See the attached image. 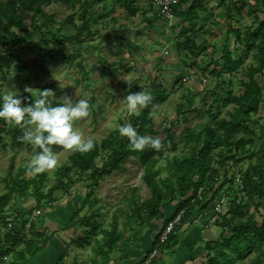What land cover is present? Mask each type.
Masks as SVG:
<instances>
[{
    "label": "rangeland",
    "instance_id": "rangeland-1",
    "mask_svg": "<svg viewBox=\"0 0 264 264\" xmlns=\"http://www.w3.org/2000/svg\"><path fill=\"white\" fill-rule=\"evenodd\" d=\"M192 1L183 0L179 8H174V14L182 19L179 18L177 22L175 17L171 21L160 19L164 24L160 22L157 25L154 23L155 20L158 21L154 14L155 7L149 5L153 13L148 12L149 0H127L126 3L123 0H108L106 4L99 3L93 9L104 10L105 16L81 33H77L70 24L63 25L69 15H74L77 28L82 27L80 3L75 7L65 0H51L45 4L44 11L55 15L56 23L49 30L41 29L39 22L33 19L32 12L25 8L21 11L32 35L23 46L18 44L6 48L0 45V56L9 49V54L16 58L10 60L9 65L0 63V90L15 87L22 95L31 96V93L26 91L29 88L33 93L39 92L40 89H51L55 92L53 100L56 102H62L64 96H69L74 101L88 99L89 115L78 120L75 128L101 142L134 115L127 112L124 102V97L129 92H139L142 86L151 91L153 85H159L170 95L154 109L156 115H152V119L158 131L155 136L164 140L170 131L175 133V139L179 141L185 128L200 132L202 125L208 120L209 111L219 112L227 118L230 117L229 112H234L235 105L222 106V99L227 96L229 90H242L240 80L246 78L249 64H257V49L253 48L247 52L246 41L236 40L232 30L240 29L246 36L248 28L256 30L259 27L262 15L261 5L255 0H203L199 8L188 15L186 10ZM237 8H242V11L239 12ZM133 9H137L135 15L132 13ZM35 28L38 31L34 32ZM152 32L155 33L156 39L151 37ZM226 52L231 53L235 59L244 58L243 65L233 73L220 72L221 69L217 65V62H223L222 55ZM30 60H39L42 67H31L28 72L30 81L26 83L16 69V61ZM256 78L261 87L262 100L256 111L239 118L245 134L240 133L235 139V142L239 143L237 148L233 149L228 163L229 177H235L237 173L243 175L250 166L258 164L260 160L264 163V71ZM32 99L34 100V97ZM249 132L251 134H248ZM12 134H23V129L8 122L3 133L6 145L0 144V194L5 192L4 178L8 177L9 173L14 175L19 168L25 167L28 168L23 172L25 177L36 174L29 169V163L38 151L37 148L26 142L20 146L12 144ZM53 148L60 158L61 165L68 163L69 155L75 150L60 145H54ZM187 151L188 148L180 141L175 151L164 147V154L159 156L157 163V166L163 167L159 177L167 176L166 156L183 155ZM106 157L107 153L103 152L97 158L98 164L101 165ZM56 171L57 169L45 171L46 196L40 204L36 205V200L32 197L24 199L18 195L9 204L15 214L11 222L17 230L39 211L33 220L35 232H45L48 229V233H51L54 226L48 225L51 221H47V217H60L63 220L62 225L58 224L55 228L66 232L68 227L72 226L74 236L82 238L87 228L80 226L79 221L91 211L90 202L95 198H98L99 202L93 205V208H102L99 220L107 227L112 220V214L127 206L132 191L137 190L138 197L142 199L150 195L144 178L145 167L138 157L132 156L124 163L122 169L102 177L95 186L90 185L92 181L88 173L73 170L67 179L72 178L74 182L68 183L66 188L59 187ZM232 185L234 186V183ZM224 187L221 190L222 195ZM90 191L91 196L87 199ZM184 198L166 204L162 211L170 214L174 205L180 204ZM246 200L249 198H245L243 202ZM213 201L193 216H206L208 210L216 203L213 204ZM246 212L262 223L264 199L256 198L251 201L246 207ZM69 215L75 216V220L69 221ZM229 218L231 217L228 216L227 220ZM155 221L159 220L145 217L144 226L136 227L134 224L137 238L131 239L128 249L113 252L111 258L116 262L128 259L130 248L142 242L146 236V226L148 235L153 231L154 235L159 232ZM217 226L219 235L225 232L224 227ZM129 233L130 231L126 235ZM72 242V250L79 259L88 261L92 254L90 247H79L75 241ZM214 242L216 241H208L205 246V264H209L210 255L213 254L207 248L213 246ZM75 253L71 251V258L68 260L71 261ZM257 256L256 252H252L243 261L252 264Z\"/></svg>",
    "mask_w": 264,
    "mask_h": 264
},
{
    "label": "trees",
    "instance_id": "trees-1",
    "mask_svg": "<svg viewBox=\"0 0 264 264\" xmlns=\"http://www.w3.org/2000/svg\"><path fill=\"white\" fill-rule=\"evenodd\" d=\"M50 1L0 0V45L6 48L18 44L26 45L32 34L24 13L21 11L25 8L32 12L33 19L39 22L41 29L53 28L56 23L55 15L43 9V6ZM107 1L65 0L72 7L80 3V20L83 24L82 27L77 28L74 15H69L63 25L70 24L74 26L77 33H81L82 30L89 28L92 24H97L105 16L104 10L93 11V9L97 4H106ZM123 1L127 2V0ZM255 1L261 5L260 14L262 17L259 27L256 30L248 28L246 36L242 34L240 29L232 30L236 40L246 41L247 52L253 48L257 49L255 54L257 64H249L246 69V78L240 80L242 90L240 92L229 90L227 96L222 99V106L235 105L234 112H229L230 117L227 118L221 116L219 112L209 111L208 120L202 125L200 132L185 128L180 134L179 141L184 143L188 151L183 155L165 157L166 177H159L163 167L157 166V163L159 156L164 154V147L174 151L178 149L179 141L175 139V133L170 131L166 138L161 140L162 147L159 150L146 148L140 152L130 150L128 138L121 137L118 130H115L101 142H97L96 147L90 152L80 153L74 150L69 155L68 163L57 168L59 187L66 188L68 183L74 182L72 178L67 179L73 170L79 173H88L89 179L92 181L90 185L95 186L102 177L122 169L124 163L134 156L138 157L145 167L144 178L147 187L150 189V195L145 199L138 197L137 190L132 191L127 200V206L122 208L120 212L115 211L112 214V220L107 227L99 220L102 208H93L99 199L92 200L89 207L92 208L91 211L82 216L79 221V225L86 227L87 232L84 237L77 236L75 239L79 247L89 246L92 254L88 257V261L79 262V258L76 257L73 264H110L111 254L114 251L128 249L131 239L137 236V232L133 229L134 224L136 227H140L144 224L145 217L150 220L154 218L157 220L164 219L163 206L178 198L187 197L186 200L180 202L177 209L179 211L182 207L188 206L181 223L177 224L174 230L167 234L164 241H161V235L171 221V219H164L163 228L154 236L147 257L141 262L143 264L157 243H160L162 254L176 247L179 243L178 232L181 226L192 217L195 209L201 204L206 203L207 205L213 200L214 204L217 199H220L224 185L229 184L224 187L223 191L236 192L232 185L235 177H229L227 167L231 153L239 143V141L235 142V139L238 134L244 132L239 118L244 114L256 111L262 100L261 87L256 76L264 71V0ZM202 2L203 0H193L187 8L186 14L190 15L195 12ZM181 4H183V0L179 5ZM179 5L175 8H179ZM237 10L241 12L242 8H237ZM132 13L135 15L137 9H133ZM35 31L38 29L35 28ZM10 60H16V58L9 54V49H6L5 54L0 56V63L9 65ZM222 60L223 62H217V65L221 69L220 72L226 73L235 72L244 63V58L235 59L229 52L222 55ZM36 65L42 67L39 60L16 61V69L22 75L24 82L30 81L28 72L31 67ZM151 93L154 97L153 103L157 105L166 101L170 95L165 88L159 85H153ZM54 103L58 102L54 100ZM153 111L152 105H149L142 109L139 115H132L128 122L136 126L141 134L155 136L158 131L155 129L152 119L151 113ZM7 123L0 118V144L2 145H6L3 133L6 131ZM22 135L12 134V144L22 145L24 143L21 140ZM37 150L39 151L38 148ZM103 152L107 153V157L99 165L97 158ZM223 168L224 170H222ZM26 169L28 168H19L16 174L9 173V176L4 178L5 192L0 195V215L4 214L5 208L17 195L24 199L34 198L36 205L45 198L44 188L46 187L47 173L43 172L27 178L23 175ZM243 180L249 200L242 203H237L234 200L227 206L228 211L217 222V225L224 227L228 235H223L222 238L214 242L213 246H208L207 250L213 253L210 255L209 264H246L243 260L252 252L258 254L252 264H264V219L262 223H259L254 215H249L246 212V207L251 201H255L256 198L264 199V163L262 160L258 164L250 166L243 173ZM200 189L202 191L199 194ZM91 192L87 194V199L91 196ZM228 216L231 217L229 220H227ZM74 217L72 216V221L75 220ZM11 225V230L6 239L13 246V249L19 245H24L16 252L21 259L29 260L34 257L37 252L46 247L50 240L44 233L35 232L34 229L33 236L26 238L20 235L24 224L18 230L14 224ZM128 231L130 234L126 235ZM62 260L63 257L60 258V262ZM156 261L157 258H153L149 264H154Z\"/></svg>",
    "mask_w": 264,
    "mask_h": 264
},
{
    "label": "clouds",
    "instance_id": "clouds-1",
    "mask_svg": "<svg viewBox=\"0 0 264 264\" xmlns=\"http://www.w3.org/2000/svg\"><path fill=\"white\" fill-rule=\"evenodd\" d=\"M30 89L26 91L31 96L22 95L15 87L0 90V118L21 127V140L39 149L30 159L29 169L32 172L39 174L62 166L54 145L75 149L80 153L90 152L96 147L97 141L93 136H86L83 131L75 128L78 120L89 115L88 99L74 101L64 96L62 102L54 103V90L40 89L33 93ZM153 101L151 91L143 86L141 91L129 92L124 97L127 112L135 115H139L149 105L153 109L158 108L159 105ZM151 114L156 115L155 111ZM118 132L121 137L128 138V147L132 151L143 152L146 148L159 150L162 147L159 136L141 134L131 122L121 124Z\"/></svg>",
    "mask_w": 264,
    "mask_h": 264
},
{
    "label": "crops",
    "instance_id": "crops-1",
    "mask_svg": "<svg viewBox=\"0 0 264 264\" xmlns=\"http://www.w3.org/2000/svg\"><path fill=\"white\" fill-rule=\"evenodd\" d=\"M151 4V1L148 2V12L153 13V9L149 7ZM146 8V7H145ZM154 14L157 16L156 9H154ZM158 17V16H157ZM176 17H178L176 19ZM181 16H177L175 14V22L179 20ZM182 19V18H181ZM162 20V19H161ZM158 17V21L155 20V24H164L163 21H161ZM161 26V25H160ZM155 33H151V37H155ZM156 39V37L154 38ZM153 44V41H151ZM151 48V46H148ZM2 194V193H1ZM0 194V195H1ZM178 204L174 205V209L170 212V214H165L164 212V219L166 220H172L173 217L178 212ZM206 206V203L201 204L199 207H197L194 211V213H198L199 210L203 209ZM193 213V214H194ZM14 214V210L11 208V206H7L5 208L4 214L0 215V254H7V260L4 261L2 264H73L74 259L78 257V255L72 250V247H74V244L72 241H75V236L73 233L72 226L68 227L67 231H61L59 229L61 228H55L56 225H62L63 220L60 217H47V221H51L48 225H53V229L51 233H48L49 230L46 229L44 233L46 236L50 238L49 242L47 243L46 247L43 250H40L37 252L34 257L30 258L29 260H25V258H20L17 256V251L20 248H23L24 245H19L15 249H13V246L10 244V248L7 247V235L9 234L12 225L14 223H11L12 216ZM199 214L195 216L192 215L190 219L185 221V223L181 226L178 236H179V243L176 247H174L172 250L167 251L162 254V257H158L156 263L154 264H205L204 263V255H205V246L208 241H217L219 240V236L221 235H228V232L225 230L224 233L220 234L219 226L217 224L210 225L208 227L203 226L201 223H199V218H207L206 216H198ZM72 216L69 215V221H72ZM164 219H160L159 221H155V227L159 229V231L163 228L164 225ZM69 221H67L69 223ZM66 223V221H64ZM145 224V223H144ZM144 224L142 226H144ZM193 224V225H191ZM151 224V228H152ZM146 236L142 240V242L136 243V245L132 246L130 248V254L128 255V259L124 261L117 262L111 258L110 264H140L148 254L149 249L151 248V245L153 243L154 239V231L149 233L148 235V226H146ZM59 230V231H56ZM56 231V232H55ZM130 234V233H129ZM138 235V233H137ZM31 236H26V238H31ZM137 238V236L135 237ZM133 238V239H135ZM63 241V242H61ZM73 245H72V244ZM204 245V246H203ZM130 247V245H129ZM128 247V248H129ZM16 250V251H15ZM75 253L72 257V260H68V258H71L69 256L70 252ZM114 252H121V251H114ZM112 255V254H111ZM203 255V256H202ZM63 257V260L60 262V258ZM113 257V256H112ZM79 258V257H78ZM79 262L87 261L84 260H78ZM142 264V263H141ZM143 264H149L147 263V259Z\"/></svg>",
    "mask_w": 264,
    "mask_h": 264
},
{
    "label": "built area",
    "instance_id": "built-area-1",
    "mask_svg": "<svg viewBox=\"0 0 264 264\" xmlns=\"http://www.w3.org/2000/svg\"><path fill=\"white\" fill-rule=\"evenodd\" d=\"M153 7L156 9L157 16L162 20L171 21L174 19V8L181 3L182 0H150ZM234 188L236 192H230L228 190L223 191V195L220 199L216 201L214 206L211 208V210H208L207 218H199V223H201L203 226L208 227L210 225L217 224V222L221 219L223 215L228 211L229 204L232 201H236L237 203H242L244 199L248 198L246 190H245V184L243 180L242 173H237L235 175V181H234ZM202 189L199 190V194L201 193ZM187 199V197H185ZM184 198V200H186ZM188 210V206L182 207L175 217L168 223L166 229L163 231L161 235V241H164L167 237V234L174 230L175 226L179 223H181L185 213ZM39 213V211H36L32 217H29L28 221L24 224L20 231L21 236H30L33 232V220L35 216ZM160 241V242H161ZM8 248H10V243L7 245ZM161 251H160V243H157L155 248L150 251L147 259V263L151 261L153 258L160 257ZM7 260V254H0V264H2L4 261Z\"/></svg>",
    "mask_w": 264,
    "mask_h": 264
}]
</instances>
